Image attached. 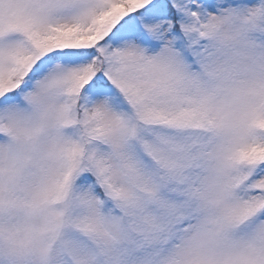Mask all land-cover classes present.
<instances>
[{
	"label": "snow or ice",
	"instance_id": "obj_1",
	"mask_svg": "<svg viewBox=\"0 0 264 264\" xmlns=\"http://www.w3.org/2000/svg\"><path fill=\"white\" fill-rule=\"evenodd\" d=\"M0 264H264V0H0Z\"/></svg>",
	"mask_w": 264,
	"mask_h": 264
}]
</instances>
